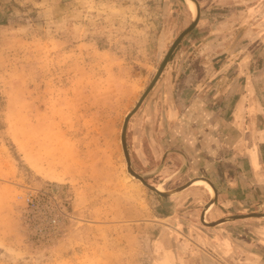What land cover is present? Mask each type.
Returning a JSON list of instances; mask_svg holds the SVG:
<instances>
[{
    "label": "rangeland",
    "instance_id": "rangeland-1",
    "mask_svg": "<svg viewBox=\"0 0 264 264\" xmlns=\"http://www.w3.org/2000/svg\"><path fill=\"white\" fill-rule=\"evenodd\" d=\"M197 2L126 126L148 184L214 188L163 206L127 172L120 133L191 24L184 0H0V264H159L160 251L264 264V0ZM168 92L197 132L215 116L254 124L243 147L256 169L214 157L225 143L198 141L206 158L182 145L159 107Z\"/></svg>",
    "mask_w": 264,
    "mask_h": 264
},
{
    "label": "crops",
    "instance_id": "crops-1",
    "mask_svg": "<svg viewBox=\"0 0 264 264\" xmlns=\"http://www.w3.org/2000/svg\"><path fill=\"white\" fill-rule=\"evenodd\" d=\"M156 90L161 87V84L159 82L156 83ZM164 94V92H163ZM171 94L168 92L166 93V96L163 97V101H160V109L163 110L164 117H165V123H167V126L175 125L179 123L183 127V129L180 131V142L182 145L187 144L191 138L194 139L195 141V146L192 148V151L198 158H206L209 157L206 155L207 150L202 149V146L198 144V141H206L209 139V141H213L215 143H225V146L223 147L222 154L219 155L221 148H216V151L214 152L215 155L214 157L217 158H225L227 157L228 154L232 155L233 158H236L239 162L237 166H241V168L244 167V164L246 167L249 165L247 164H252L251 162L254 163L255 159L251 158V155L247 154V151L244 152V142H245V137L247 136V133L244 131L245 128L249 130V126H253L254 124H248L247 118L241 117H235L233 118L230 117L227 120H223L218 116L212 117L209 121V124H206L205 126H208V131L205 132L204 129L202 131L197 132V126L201 125L199 122H202V119H183V120H178L180 117V114H178V108L174 104L173 100L170 98ZM218 109V108H216ZM200 120V121H199ZM204 123V122H203ZM255 132V128L253 130V133ZM205 133V134H204ZM252 134V133H251ZM249 136V135H248ZM219 145V144H218ZM185 156L187 158H190V154L185 150L183 151ZM245 161V163H244ZM249 161V163H248ZM253 166V164H252ZM249 168V167H248ZM256 169L253 166V170ZM244 170L241 169V173Z\"/></svg>",
    "mask_w": 264,
    "mask_h": 264
},
{
    "label": "water",
    "instance_id": "water-1",
    "mask_svg": "<svg viewBox=\"0 0 264 264\" xmlns=\"http://www.w3.org/2000/svg\"><path fill=\"white\" fill-rule=\"evenodd\" d=\"M194 2L195 4V8H196V15L195 17H193L191 24L185 28L181 33H179V35L175 38V40L172 42L169 50L167 51L164 59L162 60L160 66L158 67L154 77L152 78L150 84L148 85V87L145 89V91L143 92V94L141 95V97L139 98V100L137 101L136 105L133 107V109L125 116L123 124H122V128H121V133H120V143H121V147H122V151H123V155L125 158V163H126V170L127 172L135 179H137L138 181H140L145 187H147L148 189H150L151 191H153L154 193H156L160 198H162L163 202L162 205L165 206L166 204H168V195H170L173 192H177L189 185H191V181H188L187 183H185L183 186L175 189L174 191H170V192H165V191H159L157 190L156 186L150 185L145 181V178L143 177V175H140L138 173H136L132 167H131V163H130V158H129V154L127 151V146H126V126H127V122L129 117L136 111V109L140 106V104L142 103L143 99L145 98V96L148 94V92L153 88L154 84L156 83L157 79L159 78L160 74L162 73L166 63L168 62L170 56L172 55L173 51L175 50L176 46L178 45V43L191 31V29L196 25L197 21H198V17H199V4L197 2V0H191ZM206 181V180H205ZM208 184L209 181H207ZM211 185V184H210ZM213 191L214 188L211 185ZM215 196V192H213V195ZM213 197L210 199V201L205 205L204 209H206L207 207H209V205H211V203L213 202Z\"/></svg>",
    "mask_w": 264,
    "mask_h": 264
},
{
    "label": "bare ground",
    "instance_id": "bare-ground-1",
    "mask_svg": "<svg viewBox=\"0 0 264 264\" xmlns=\"http://www.w3.org/2000/svg\"><path fill=\"white\" fill-rule=\"evenodd\" d=\"M184 3L186 5V7H187V10L190 12L191 16L195 17L196 8H195L194 2L191 1V0H184ZM191 187H194V188H197V189H201V190L203 189L204 191H206V193H208L210 195H213V189H212L211 185L208 184L205 180H203L201 178H195V179L191 180ZM156 188L159 191H163L162 184H158L156 186ZM210 207H211V205H209L208 209H210ZM156 263L169 264V259L165 258L164 251H162V252L160 251L159 256H158V254H156Z\"/></svg>",
    "mask_w": 264,
    "mask_h": 264
}]
</instances>
